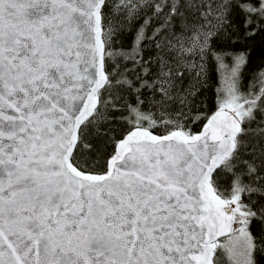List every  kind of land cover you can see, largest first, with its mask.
<instances>
[{"label": "snow or ice", "instance_id": "6c2138e0", "mask_svg": "<svg viewBox=\"0 0 264 264\" xmlns=\"http://www.w3.org/2000/svg\"><path fill=\"white\" fill-rule=\"evenodd\" d=\"M257 31L264 0H0V264H218L226 233L257 264L264 206L244 198H264V71L243 93L245 54L213 53L226 98L190 106L215 41Z\"/></svg>", "mask_w": 264, "mask_h": 264}, {"label": "trees", "instance_id": "16d2710c", "mask_svg": "<svg viewBox=\"0 0 264 264\" xmlns=\"http://www.w3.org/2000/svg\"><path fill=\"white\" fill-rule=\"evenodd\" d=\"M112 0H109L111 4ZM110 9H106V22L107 19L111 18L108 16V12ZM135 35V28L129 26L126 27L125 30L117 37V43H115L114 47L116 48H125L129 49L132 45V41ZM213 53H218L223 56V64L231 67L233 64L234 56L244 53L246 57V63L240 70V91L243 93H248L250 86L252 91L259 92L261 85L259 83V74L264 71V31H257L254 36H245L243 33H236L232 35L230 38L228 36H222L212 45V48L206 55V78L201 81L198 85L199 92L195 99L191 102V107L193 109V113L200 112L210 115L212 112L216 111V106L218 102V90H219V99H224L225 94L222 89V72L220 65L217 62L216 57ZM155 55V49L151 44L146 45L145 50V59L148 58L149 55ZM111 64V61L109 62ZM122 63V61H121ZM131 67V65H129ZM131 79H134V74L130 76ZM191 78L186 75L184 81V87L187 88L190 84ZM145 104L141 106L143 111H155L156 109L151 107V95L147 94L145 97ZM159 97H157L158 99ZM132 102L134 103L135 95L133 94L131 97ZM175 107L179 106V102H176ZM124 115H127L125 111ZM202 121L190 124L189 127L192 128V131L198 132L202 127ZM257 125L253 124L251 127L255 128ZM130 126L125 122L122 125H117V133L121 130H127ZM156 134H162L163 129H155ZM251 144L256 149V156H259L260 144L258 140L254 137L250 138ZM110 150V149H109ZM104 149L101 147L100 152L91 153L82 158L87 161L88 167L93 171L101 170L100 165L103 164V153ZM253 148L250 147L248 152L245 153L244 158L251 160ZM258 163V161H257ZM246 183L249 181H245ZM223 186L226 188L228 185V180H222ZM245 203H255L257 209L261 206H264V198L259 196H252L251 199L248 197L244 198ZM250 230L253 236L257 240V252L255 255V259L257 264H264V250H261L260 241L264 238V221L261 219H256L252 221L250 225ZM225 237L218 240V243L221 247L217 250V259L218 264H234L222 241Z\"/></svg>", "mask_w": 264, "mask_h": 264}, {"label": "rangeland", "instance_id": "374dc122", "mask_svg": "<svg viewBox=\"0 0 264 264\" xmlns=\"http://www.w3.org/2000/svg\"><path fill=\"white\" fill-rule=\"evenodd\" d=\"M220 68L222 72V89L226 98L231 73L221 66ZM234 227H238V225H234ZM222 244L226 248L228 255L234 264H246L245 245L243 239L239 237L238 233L225 236Z\"/></svg>", "mask_w": 264, "mask_h": 264}, {"label": "water", "instance_id": "95a60500", "mask_svg": "<svg viewBox=\"0 0 264 264\" xmlns=\"http://www.w3.org/2000/svg\"><path fill=\"white\" fill-rule=\"evenodd\" d=\"M227 235H228V234L226 233L225 235L220 236V237L218 238V240L221 239V238H223V237H225V236H227Z\"/></svg>", "mask_w": 264, "mask_h": 264}]
</instances>
